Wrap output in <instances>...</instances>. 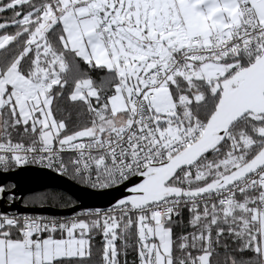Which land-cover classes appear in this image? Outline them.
Wrapping results in <instances>:
<instances>
[{"label":"snow or ice","instance_id":"obj_1","mask_svg":"<svg viewBox=\"0 0 264 264\" xmlns=\"http://www.w3.org/2000/svg\"><path fill=\"white\" fill-rule=\"evenodd\" d=\"M0 264H264V0H0Z\"/></svg>","mask_w":264,"mask_h":264},{"label":"water","instance_id":"obj_2","mask_svg":"<svg viewBox=\"0 0 264 264\" xmlns=\"http://www.w3.org/2000/svg\"><path fill=\"white\" fill-rule=\"evenodd\" d=\"M44 211H46V213L48 214H69L66 211H61V210H58L56 208H51V207L45 209Z\"/></svg>","mask_w":264,"mask_h":264}]
</instances>
